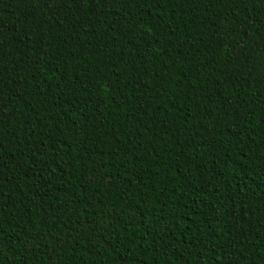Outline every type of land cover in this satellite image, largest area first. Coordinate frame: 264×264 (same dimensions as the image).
Returning <instances> with one entry per match:
<instances>
[{"label": "trees", "instance_id": "trees-1", "mask_svg": "<svg viewBox=\"0 0 264 264\" xmlns=\"http://www.w3.org/2000/svg\"><path fill=\"white\" fill-rule=\"evenodd\" d=\"M0 264H264V0H0Z\"/></svg>", "mask_w": 264, "mask_h": 264}]
</instances>
